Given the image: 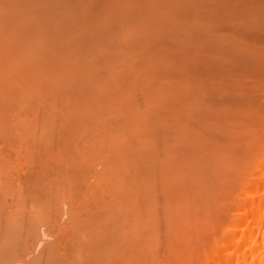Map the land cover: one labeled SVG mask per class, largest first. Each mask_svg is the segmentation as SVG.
<instances>
[{
  "label": "bare ground",
  "instance_id": "obj_1",
  "mask_svg": "<svg viewBox=\"0 0 264 264\" xmlns=\"http://www.w3.org/2000/svg\"><path fill=\"white\" fill-rule=\"evenodd\" d=\"M83 3L0 0V264H264V0Z\"/></svg>",
  "mask_w": 264,
  "mask_h": 264
},
{
  "label": "rangeland",
  "instance_id": "obj_2",
  "mask_svg": "<svg viewBox=\"0 0 264 264\" xmlns=\"http://www.w3.org/2000/svg\"><path fill=\"white\" fill-rule=\"evenodd\" d=\"M2 1H3V0H2ZM16 1H17V2H21L22 0H16ZM29 1H30V0H29ZM31 1L33 2L34 0H31ZM49 1H50V2H49ZM55 1H56V0H46V1L44 0L45 7H46V8H47V7H50V5H52L53 8L55 7L54 9L51 7L52 10H54V11H51V14H50V12H49V15H51V16H52V13H53V15H54V13H56L55 15H57V13H59V14L64 15V16H63V19H66V18H68V17H70V19H75L76 17H73V15H77V14L79 15V13H81V12L83 13L84 9H86V8H85L86 6H84V4H85L87 1H86L85 3H83L84 0H74V1H73V0H72V1H71V0H59V1L57 0V2H55ZM89 1H90V0H89ZM109 1H110V0H109ZM4 2H7V1H4ZM23 2H25V1H23ZM48 2H49V5H48ZM74 2L76 3V5H74V4H75ZM111 2H112V0H111ZM114 2H115V1H114ZM14 3L17 4L16 2H14ZM73 3H74V4H73ZM81 3H83V4L81 5ZM91 3H92V1H91L90 3H88V4H91ZM93 3H94V2H93ZM119 3H121V2L119 1ZM54 4H55V5H54ZM67 4H68V5H67ZM86 4H87V3H86ZM109 4H110V2H109ZM114 4H116V3H114ZM1 5H5V6H6V3L3 4V2H2ZM9 5H10V4H9ZM24 5L26 6V4H24ZM28 5H29V4H28ZM64 5L67 6V8H66ZM10 6H11V5H10ZM16 6H17L18 8H23V4H22V3H18ZM74 6H75L76 8H75ZM110 6H111V5H110ZM110 6H109V7H110ZM116 6H118V5H116ZM57 7H59L58 9L60 10V12H56V11H58V10H55V9H57ZM68 7H70V8H69L70 12L76 10L75 12H77V13L75 14V13L73 12L74 14H68V13H70V12H67V11H69V10H67V11L64 10V8L68 9ZM111 7H113V6H111ZM118 7H119V6H118ZM118 7H117V8H118ZM5 8H7V6H6ZM14 8H15V7H14ZM71 8H72V9H75V10H71ZM87 8L89 9V7H87ZM7 9H8V8H7ZM9 9H10V8H9ZM80 9H81V10H80ZM88 9H87V10H88ZM104 9H105V8H104ZM108 9H109V8H108ZM111 9H112V8H111ZM111 9H110V10H111ZM113 9H114V8H113ZM118 9H119V8H118ZM12 10L15 11L14 9H12ZM46 10H47V9H46ZM61 10H62V11H61ZM89 10H90V9H89ZM92 10H94V9H92ZM110 10L108 11V13H109V12L111 13ZM16 11H18V10H16ZM49 11H50V8H49ZM63 11H65V12H63ZM94 11H96V10H94ZM106 11H107V10H106ZM106 11H105V12H106ZM112 11H113V10H112ZM114 11H116V10H114ZM118 11H119V10H118ZM0 12H1V11H0ZM87 12H89V11H87ZM7 13H8V12H7ZM7 13H6L5 15H7ZM13 13H14V12H13ZM13 13H12V14H13ZM24 13H26V11H25ZM93 13H94V12H93ZM112 13H115V12H112ZM10 14H11V13H10ZM17 14H18V13H17ZM35 14H36V13H34V15H35ZM46 14H47V12H45L44 15H46ZM86 14H87V13H86ZM88 14H89V13H88ZM88 14H87V15H88ZM90 14H91V13H90ZM94 14H95V13H94ZM20 15H22V14H20ZM34 15H33V18H34L35 16H37V14H36L35 16H34ZM44 15H43V16L41 15V17H42V18L45 17ZM47 15H48V14H47ZM47 15H46L47 18H44V20L49 18ZM55 15H54V17H55ZM81 15H82V14H81ZM84 15H85V14H84ZM84 15H83V16H84ZM87 15H86V16H87ZM96 15H97V14H96ZM116 15H117V14H115V16H116ZM9 16H10V15H9ZM16 16H17V15H16ZM18 16H19V15H18ZM58 16H61V15H57L56 17H58ZM67 16H68V17H67ZM86 16H85V17H86ZM91 16H94V15H91ZM117 16H118V15H117ZM6 17H8V15H7ZM22 17H23V16H22ZM22 17L19 18L20 20L18 19V17L16 18L17 21H18V23H19V22H22V21H26V20L23 19V18H25V17H23V18H22ZM52 17H53V16H52ZM56 17H55V18H56ZM64 17H65V18H64ZM89 17H90V16H89ZM109 17H110V16H109ZM113 17H114V16H113ZM30 18H31V17L29 16V19H30ZM78 18H81V16H79ZM83 18H84V17H83ZM83 18H82V19H83ZM87 18H88V17H87ZM110 18H111V17H110ZM118 18H119V17H118ZM121 18H122V17H121ZM25 19H26V18H25ZM56 19H57V18H56ZM61 19H62V16H61L60 18L58 17V20H61ZM84 19H85V18H84ZM90 19H91V18H90ZM96 19H97V18H96ZM0 20H4V19H0ZM5 20H7V19H5ZM9 20H10V19H8V21H9ZM31 20H32V18H31ZM34 20H35V18H34ZM34 20H33L32 22H34V24L37 23V26H38V22L35 23ZM44 20H43V21H44ZM67 20H68V19H67ZM75 20H77V19H75ZM112 20H113V19H112ZM11 21H12V20H11ZM14 21H16V20H14ZM41 21H42V20H41ZM64 21H65V20H64ZM68 21H69V20H68ZM85 21H86V20H85ZM114 21H115V20H114ZM118 21H120V18H119ZM1 22H2V21H1ZM4 22H5V21H4ZM32 22H31V23L29 22V23L32 24ZM69 22H70V21H69ZM69 22H67V23H69ZM90 22H91V21H90ZM90 22H89V23H90ZM126 22H127V21H126ZM7 23H9V22H7ZM7 23H5V24H7ZM29 23H28V24H29ZM114 23H115V22H114ZM118 23H119V22H118ZM34 24H33V25H34ZM39 24H40V23H39ZM63 24H65V23L63 22ZM91 24H92V23H91ZM111 24H113V23H111ZM116 24H117V22H116ZM127 24H128V23H127ZM127 24H126V26H127ZM9 25H10V24H9ZM15 25H17V24H15ZM13 26H14V25H13ZM27 26H28V25H27ZM27 26H25V29H27V28H26ZM29 26H31V25H29ZM29 26H28V27H29ZM35 26H36V25H34V27H35ZM109 26H113V25H109ZM109 26H107V27L104 28V29L107 31V30L109 29ZM115 26H116V25H115ZM119 26H120V23H119ZM0 27L2 28V25H1ZM10 27H12V26H10ZM14 27H16V26H14ZM22 27H23V26H22ZM116 27H118V26H116ZM29 28H30V27H29ZM32 28H33V27H31V29H27V30H32ZM93 28H94V27H93ZM107 28H108V29H107ZM114 28H115V27H114ZM21 29H23V28H21ZM35 29H36V27H35ZM90 29H91V28H90ZM101 29H103V28H101ZM101 29H99V30H101ZM110 29H111V28H110ZM112 29H113V28H112ZM115 29H116V28H115ZM117 29H118V28H117ZM95 30H96V29H95ZM21 31H23V30H21ZM24 31H26V30H24ZM90 31H91V30H90ZM90 31H89V36H90V34H91L92 32H94V31H92V32L90 33ZM96 31H97V30H96ZM96 31L94 32V34H97V33H98V32H96ZM111 31H113V30H111ZM118 31H119V30H118ZM118 31H117V32H118ZM2 32H5V34H8V33H9L8 31L4 30L3 28H2ZM11 32H12V31H11ZM102 32H104V31H102ZM114 32H115V31H114ZM29 33H31V32H29ZM29 33H26V34L29 35ZM100 33H101V31H100ZM115 33H116V32H115ZM118 33H119V32H118ZM19 34H21V33H19ZM19 34L17 33L16 36H18ZM31 34H33V32H32ZM31 34H30V35H31ZM92 34H93V33H92ZM105 34H106V32H105ZM111 34H112V33H111ZM116 34H117V33H116ZM22 35H24V33H22ZM97 35H98V34H97ZM100 35H101V34H100ZM92 36H94V35H92ZM101 36H103V35H101ZM101 36H99V37H101ZM103 37H104V36H103ZM135 37H137L136 34L133 35V36L131 37V40H136ZM0 38H1V40L3 39V37H1V36H0ZM20 38H21V37H20ZM23 38H24V37H23ZM23 38H22L20 41L24 40ZM25 38H28V37L25 36ZM31 38H32V37H31ZM96 38L98 39V37L95 36V40H97ZM138 38H139V37H138ZM91 39H92V38H91ZM1 40H0V42H1ZM29 40H30V39H29ZM26 41H28V40H26ZM2 42H3V40H2ZM86 43H87V42H86ZM88 43H89V41H88ZM88 43H87V44H88ZM0 44H1V43H0ZM87 44H86V45H87ZM197 44H198V43H197ZM89 45H90V43L88 44V46H89ZM85 48H86V47H85ZM121 50H122V49H121ZM124 53H125V52L121 51V52H120V57H121L122 55H124ZM119 77H120V76H119ZM119 77H118L117 79H115V80H114V79H110V80H112V81H110V82H112V83H111L112 90H114L115 92H119V89H121V88H119V89L116 88V86H117V87L120 86V83L117 81V82L119 83V85H117L118 83L116 82V80H119ZM121 78H122V79L124 78V80L127 79V81H132V80H130L129 78H126V77H122V76H121ZM121 78H120V80H122ZM124 80L121 81V82H122V83H121L122 85H124V84H123V82H125ZM110 82H109V83H110ZM116 83H117V84H116ZM141 83H142V82H141ZM141 83L139 82L138 85L142 86ZM129 84H130V83L127 82L126 85L129 86ZM121 87H122V86H121ZM142 89H143V87H142ZM142 89H141L140 87L138 88V92L140 91V93H141L140 95H142ZM122 90H123V87H122ZM137 96H138V94H137ZM138 97H139V96H138ZM138 100H139V102L142 101V97H141V99L138 98ZM27 103H28V102H27ZM36 103H37V102H36ZM34 104H35V103H34ZM36 106H37V105H36ZM36 106H35V107H36ZM35 107H34V108H35ZM37 107H38V106H37ZM34 108H33V109H34ZM38 108H39V107H38ZM40 108H41V106H40ZM40 108H39V109H40ZM21 109H26V108L23 107V108H21ZM21 109H17L16 112H18V110H21ZM33 109H30V110L28 111V113H26L27 115L29 114L28 116L25 114L26 117H29L30 120H33V119L35 118V116H36V114H34V113H36V111L33 110ZM40 110H41V109H40ZM41 111H42V110H41ZM19 112H20V111H19ZM38 112H39V111H38ZM38 112H37V114H38ZM21 113H23V112H21ZM14 114H15V113H14ZM39 114H41V112H39ZM16 115H17V114H16ZM23 115H24V114L21 115L22 118H20V115H17V116H15V117L17 118V120H18V119H23V118L25 117V116H23ZM37 116H38V115H37ZM37 116H36V117H37ZM26 117H25V119H27ZM32 118H33V119H32ZM25 119H24V120H25ZM29 119H27V120H29ZM23 123H24V122H23ZM15 125H16V123H15ZM18 125H19V124H17L16 126H18ZM16 126L13 125V128H15V130L18 128V127L16 128ZM24 127H25L24 124H20V126H19L18 129H20V128L23 129ZM13 128H12V130H13V132H14V129H13ZM22 129H21V130H22ZM13 132H11V133H10L11 135H10L8 138H6V146H7V145L10 146V149H8V148H7V149H8V150H11V149H12V148H11L12 145L17 143L16 145H18V146L20 145V147H21L22 149H24V150H19V149H21V148L18 149V147H17V148H13V150H11L10 153H13V155H17V154H15V153H19V151H24V153H25V150H26L25 147L28 146V145H26V143L24 142V144H25L24 146H25V147L23 146V144L21 143V142L24 141V140L22 139V137H21L20 139H17V138H18L19 136H21L22 134H21L18 130L16 131L17 133L15 132V135H13ZM19 133H20L21 135H19ZM17 136H18V137H17ZM14 138L16 139V143H13V142H15V141H13ZM21 139H22V140H21ZM11 140H12L13 142H12ZM18 140H19V142H20L19 144H18V142H17ZM7 143H8V144H7ZM12 143H13V144H12ZM23 147H24V148H23ZM13 151H14L15 153H14ZM20 153H21V152H20ZM21 154H22V156H23V152H22ZM11 156H12V154H11ZM18 156H20V155L13 156V158H10V159H11V160H14V158H15V157H18ZM12 162H13V161H12ZM22 162H23L22 159H18V158H17V162H13L14 169H16V167L19 168V165L22 164ZM18 163H19V164H18ZM15 164H18V165H16V167H15ZM22 165H23V164H22ZM22 165H21V166H22ZM229 186H231V185H229ZM229 186H228V187H229ZM233 187H236V188H237L236 185H233L232 188H233ZM236 188H235V190H238V189H236ZM228 189L230 190V188H227V190H228ZM227 190H225L224 192H226ZM231 190H232V191H235V190H233V189H231ZM229 192H230V191H229ZM229 192H228V193H229ZM235 192H236V191H235ZM228 193H227V194H228ZM231 193H232V192H231ZM231 193H230V194H231ZM224 194L226 195V193H224ZM226 196H227V195H226ZM226 196L223 198L224 201L226 200V199H225ZM231 200H232V199H231ZM233 201H234V199H233ZM234 202H235V201H234ZM234 202H232V203H234ZM226 205H230V200L227 201V204H226ZM199 243H200V242H199ZM199 243L197 244L198 246H199ZM203 244H204V245H203L204 247H207V246H208V245L205 244L204 242H203ZM200 245H201V244H200ZM198 246H196V247H198ZM203 246H201V250H202V247H203ZM198 248H199V247H198ZM198 248H196V249H197V250H200V249H198ZM203 249H204V248H203ZM199 252H200V251H199ZM201 252H202V251H201Z\"/></svg>",
  "mask_w": 264,
  "mask_h": 264
}]
</instances>
